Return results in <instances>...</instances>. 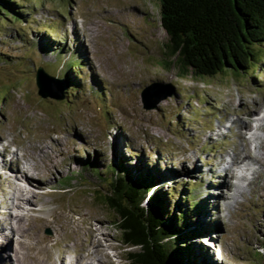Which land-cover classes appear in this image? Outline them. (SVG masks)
<instances>
[{
    "label": "rangeland",
    "instance_id": "1",
    "mask_svg": "<svg viewBox=\"0 0 264 264\" xmlns=\"http://www.w3.org/2000/svg\"><path fill=\"white\" fill-rule=\"evenodd\" d=\"M13 5L20 12L17 20L0 13V159L7 164L0 167V231L10 237L0 248V264H48L47 257L51 264H75L97 241L102 249L94 257L103 264H131L128 252L137 249L124 248L114 215L100 204L110 189L109 169L119 163L128 177L154 181L168 201L170 219L188 214L196 203L198 210L192 209L179 229L189 246L186 260L262 264L264 174L230 180L240 192L232 190L233 196L224 189L228 182L220 189L214 185L224 177L220 162L242 148L237 126L248 118L237 111L264 110V44L258 62L238 77L180 78L162 64L167 37L159 25L158 0H15ZM38 67L61 82L62 100L38 95ZM155 84L171 86L174 93L145 110L141 92ZM236 114L244 119L239 124ZM263 131L255 132L262 143ZM43 147L56 157L55 169L38 153ZM11 153L18 165L9 162ZM27 162L38 167L31 172L38 198L30 204L23 200L27 196L17 199L15 188L24 184L8 176ZM249 165L260 170L259 163ZM223 194L230 196L227 202ZM11 199L16 207L9 209ZM24 214L20 227L31 228V238L9 230L14 217ZM81 262L101 264L95 258Z\"/></svg>",
    "mask_w": 264,
    "mask_h": 264
},
{
    "label": "trees",
    "instance_id": "2",
    "mask_svg": "<svg viewBox=\"0 0 264 264\" xmlns=\"http://www.w3.org/2000/svg\"><path fill=\"white\" fill-rule=\"evenodd\" d=\"M14 2L0 0V13H11L17 20L20 12L14 10ZM158 9L167 37L162 64L173 67L178 77L212 78L223 73L238 77L258 62V47L264 44V0H158ZM45 31L52 33L51 28ZM119 165L109 169L110 189L100 204L114 215L124 248L137 249L128 252V261L192 264L185 259L189 246L179 229L186 226L183 222L196 203L189 205L188 214L170 219L168 201L154 181L128 177L130 173Z\"/></svg>",
    "mask_w": 264,
    "mask_h": 264
},
{
    "label": "bare ground",
    "instance_id": "3",
    "mask_svg": "<svg viewBox=\"0 0 264 264\" xmlns=\"http://www.w3.org/2000/svg\"><path fill=\"white\" fill-rule=\"evenodd\" d=\"M257 103V102H256ZM246 105V104H245ZM257 105V104H256ZM254 106V105H253ZM246 107V106H245ZM259 107V106H258ZM243 108L244 107H240V109L237 111L239 114H244V116H246L247 118H248V120L245 122V124L243 125V127L242 128H240L239 126L240 125H238L237 126V130H239V131H237V137L239 138V140L241 141L240 143H242V148H241V150H233L232 151V153H231V155H230V164L229 163H227L225 160H224V162H223V160L220 162V164H222V163H224V165L222 166V171H223V178L220 180V181H217V182H215V188L216 189H220L222 186H224L223 185V180L225 181V182H228V184L226 183L225 184V186H224V189H227V192H231L232 190L233 191H235L236 190V192L238 191V187H237V185H235V184H233V183H231V184H229L230 182V180H232V179H234V178H236V174H235V172H234V170H233V167H236V168H243V170H244V172H246L247 173V175L248 174H250V175H252L253 176V178L255 177V175L256 174H253V173H263L264 174V160H261L260 158H259V156L258 155H260V156H263L264 154H263V152H262V154H258V153H256L257 152V150H263L264 151V140H263V143L262 142H259L258 140H257V135L255 134V132L256 131H263L264 130V110H263V107H262V109H260L258 112H256L257 110H258V108H256L257 110L256 111H254V110H252V109H249V110H246L244 113L242 112V110H243ZM254 108V107H253ZM236 116H237V119H235L234 120V123H238V121H240V120H244V119H241L240 118V116L238 115V114H236ZM255 117H258V119H256V120H253ZM239 124V123H238ZM255 128V131L254 132H251V131H253V129ZM245 132H249V133H251L249 136L248 135H246V133ZM264 132V131H263ZM243 133L246 135V136H248V137H245V136H243ZM59 143H61V141L59 142L58 140L56 141V145L57 146H59ZM262 143V144H261ZM62 144V143H61ZM7 149H8V146L7 147H3L2 148V154H4V153H6L7 152ZM253 151L256 153V154H258V155H256L255 153H254V155L252 156L251 154L253 153ZM38 153L40 154V155H44L43 157L45 158V160H46V167L50 170V169H55L56 168V164L57 163H55V160L56 159H54V158H56V157H52L50 154H48L46 151H45V147H43V148H39V150H38ZM61 154V153H60ZM12 157H13V154L11 153V156H10V158H9V162L11 163V164H13V163H15L16 165H18V161L19 160H17V159H12ZM44 160V161H45ZM48 162V163H47ZM252 163H259L260 164V170L259 171H254V170H252V169H250V165L249 164H252ZM22 164V163H21ZM24 164V163H23ZM26 164V163H25ZM4 166H6V168H7V164L5 163V161L3 160V157L1 156V159H0V167H2V168H4ZM261 166H262V169H261ZM22 168H23V170L21 171V170H19V171H16L15 169H10L9 171H10V174L8 175L9 176V178L11 177L12 178V180L13 179H16V180H19L20 179V182L22 183V184H24L23 186H20V188H15V192L16 193H18L19 194V196L20 197H18L17 196V199H20L21 197L23 198V197H26V198H24L23 200H24V202L25 203H29L30 201H32L31 199L33 198V199H37L38 198V196H36L35 195V191H37V190H35L36 189V182H35V179L34 178H36L34 175H33V173H31L32 171L33 172H36L37 170H38V167H36V166H31V165H28V162H27V166H26V168L24 169V165H22ZM193 168L194 169H197V167H195L194 165H193ZM5 169V168H4ZM254 171V172H253ZM19 172H21V176L19 175V174H17V173H19ZM210 172H211V170H210ZM249 172V173H248ZM48 173V172H47ZM51 174H52V172H51ZM212 174H213V172H212ZM211 174V175H212ZM17 175H18V178H17ZM262 176V175H261ZM214 177V176H213ZM263 178H264V176H262ZM219 178H221V177H219ZM242 178H246V174L245 175H243V176H241V178L240 179H242ZM252 178V179H253ZM218 179V178H217ZM229 179V180H228ZM262 180V179H261ZM25 183H26V186H25ZM217 183V184H216ZM264 186V185H263ZM240 190V189H239ZM239 192V191H238ZM237 192V193H238ZM240 193V192H239ZM215 195L217 194V193H214ZM210 197H213V199L216 201V200H218V199H220V198H215V195H211V194H208ZM230 195H232L233 196V194L232 193H230ZM219 196V195H218ZM221 196V195H220ZM15 197V196H14ZM222 197H224V198H221L224 202H227V200L230 198V196L228 197L227 195H225V194H223L222 195ZM12 198H13V195H12ZM225 199V200H224ZM13 199H11V202L8 204V206H9V209H12V208H14V207H16L15 205H12V203H13V201H12ZM30 204V203H29ZM8 209V208H7ZM30 211H34V208L33 207H30V209H29ZM18 216H24V217H18ZM14 218H16V224H15V226H13V227H16L17 226V223H18V227L17 228H13V227H10V231L13 233H17V234H19V236L20 237H29V238H31L32 236H31V234L28 232V231H30L31 230V228L30 229H26V230H22V228L20 227V224L23 222V219H26L25 218V214L24 215H16ZM28 219V218H27ZM46 221V220H45ZM41 225V224H40ZM22 226V225H21ZM2 229H4L3 227H1ZM2 230L0 231V240H1V242H0V248L2 247V246H5V243H7L8 242V240H9V236H7V235H3L2 233ZM35 232L36 233H38V231L35 229ZM94 232H96V230H94ZM36 233H35V235H36ZM37 237V236H36ZM38 237H39V235H38ZM35 238V237H34ZM7 241V242H6ZM19 242H21V241H19ZM18 242V244L17 245H19V246H22V244L21 243H24L23 241L21 242V243H19ZM38 243H42V241L41 240H38ZM38 243H36V245L34 246V247H37V244ZM38 246H39V244H38ZM33 248V247H32ZM93 248H94V251L92 252V253H88V254H86L84 257H82L80 260H78V261H76V263L75 264H91V263H89V262H81L82 260H85V259H94L95 258V261H97V262H100L101 264H103V262L104 261H102V259H101V257H99L98 255H96V257H94L95 256V254H97L98 253V251H99V249H102V244L99 242V241H97V245H95V246H93ZM21 249V248H20ZM47 259H48V264H51V259L49 258V257H47ZM53 264V263H52Z\"/></svg>",
    "mask_w": 264,
    "mask_h": 264
},
{
    "label": "water",
    "instance_id": "4",
    "mask_svg": "<svg viewBox=\"0 0 264 264\" xmlns=\"http://www.w3.org/2000/svg\"><path fill=\"white\" fill-rule=\"evenodd\" d=\"M35 83L38 88V95L41 98H47L50 97L55 100H62V91L63 88L59 85L61 82L46 74L41 68H37L36 76H35ZM58 85V86H57ZM160 86V88H168L169 92L165 93L162 92L163 89H158L156 91L157 87ZM152 91V92H151ZM151 92V93H150ZM174 91L171 86L168 85H151L145 87L141 92V99L143 102V108L145 110L154 109L155 106L163 99H165L168 96L173 95ZM155 96V99H151L152 95ZM157 95V96H156Z\"/></svg>",
    "mask_w": 264,
    "mask_h": 264
}]
</instances>
